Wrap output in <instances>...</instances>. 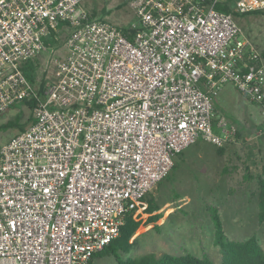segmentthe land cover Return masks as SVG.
Wrapping results in <instances>:
<instances>
[{
  "label": "built area",
  "instance_id": "obj_1",
  "mask_svg": "<svg viewBox=\"0 0 264 264\" xmlns=\"http://www.w3.org/2000/svg\"><path fill=\"white\" fill-rule=\"evenodd\" d=\"M86 1L0 0V115L40 103L0 147V264H93L178 155L236 136L216 120L226 85L264 118V52L218 9L264 0H139L130 37ZM52 35L67 56L39 99L25 70Z\"/></svg>",
  "mask_w": 264,
  "mask_h": 264
},
{
  "label": "rangeland",
  "instance_id": "obj_2",
  "mask_svg": "<svg viewBox=\"0 0 264 264\" xmlns=\"http://www.w3.org/2000/svg\"><path fill=\"white\" fill-rule=\"evenodd\" d=\"M88 4L96 19L121 29L138 24L139 0H89ZM237 20L250 41L264 52V15L240 16ZM66 56L62 39L32 63L36 89L42 83L46 88L52 82L56 61ZM215 109L216 120L232 123L238 135L221 147L200 140L176 157V169L146 196L145 211L134 214L140 227L130 240V251L123 253L125 259H138L151 253L191 254L222 264L221 250L215 245L211 208L218 210L230 240L256 237L264 250V224L258 218V179L264 176V118L260 107L230 84L219 92ZM34 116L35 111L25 104L1 116L0 127L16 119L24 125L23 130H1L0 147L28 129ZM149 206L157 207L158 211L149 213ZM157 215L161 218L155 222L153 218ZM93 264L118 263L113 257H103Z\"/></svg>",
  "mask_w": 264,
  "mask_h": 264
},
{
  "label": "trees",
  "instance_id": "obj_3",
  "mask_svg": "<svg viewBox=\"0 0 264 264\" xmlns=\"http://www.w3.org/2000/svg\"><path fill=\"white\" fill-rule=\"evenodd\" d=\"M220 11H224L233 15L234 17L238 18L240 16H250V15H257L261 14L264 15L263 12H255L251 14H239L234 12L232 9V3H228L226 5H220L218 7ZM123 33L126 36L130 37V34L134 32L132 28L122 29ZM60 31H56L55 34H59ZM54 34V35H55ZM52 35L45 39V44L48 49H53L56 45L59 44V41L55 39V36ZM264 54V53H263ZM37 60V59H36ZM35 60V61H36ZM34 67L33 64H29L26 67L25 73L32 84H34V76H33ZM44 83L41 84L40 88L37 89L38 98L42 99L44 95ZM27 105L29 109L35 111V109L40 104L36 98H31L25 100L24 102L12 107L15 108L20 105ZM10 108L7 112L0 115L3 116L12 110ZM35 122V116L32 120V124ZM22 121L20 119H16L15 121H9L6 124L0 127L1 130L8 131L11 128H21L23 130ZM238 133L236 134V136ZM179 156V155H178ZM175 167V165H174ZM173 167V171L176 169ZM259 184V213L258 218L260 223L264 224V176L259 177L258 179ZM146 197L143 199L145 202ZM149 213H155L158 211L157 207L149 206L147 208ZM211 220L214 224L215 228V245L218 246L222 253L223 262L222 264H264V250L260 246L256 237H252L251 239L245 241H233L230 240L224 230V224L220 217L218 210L215 208H211ZM136 212L128 213L124 219L125 223L124 226L121 228L120 237L114 239L105 249L103 252L97 254L93 260V262L97 258L103 257H113L118 264H214L208 258H198L194 255L187 254L183 256H174L167 253H163L161 255H156L154 253L146 254L138 259H125L123 257V253H128L130 251V240L133 235L137 232L140 227V223H138L135 218L134 214ZM161 218V215H157L153 218V221H157Z\"/></svg>",
  "mask_w": 264,
  "mask_h": 264
},
{
  "label": "crops",
  "instance_id": "obj_4",
  "mask_svg": "<svg viewBox=\"0 0 264 264\" xmlns=\"http://www.w3.org/2000/svg\"><path fill=\"white\" fill-rule=\"evenodd\" d=\"M88 1H89V0L86 1V3L84 4L83 7H84L88 12L91 13V8H92V7L89 6Z\"/></svg>",
  "mask_w": 264,
  "mask_h": 264
}]
</instances>
